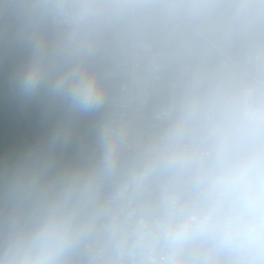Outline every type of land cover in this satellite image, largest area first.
<instances>
[{"label": "clouds", "instance_id": "9594fccd", "mask_svg": "<svg viewBox=\"0 0 264 264\" xmlns=\"http://www.w3.org/2000/svg\"><path fill=\"white\" fill-rule=\"evenodd\" d=\"M0 81V264H264V0H0Z\"/></svg>", "mask_w": 264, "mask_h": 264}, {"label": "flooded vegetation", "instance_id": "af4514ba", "mask_svg": "<svg viewBox=\"0 0 264 264\" xmlns=\"http://www.w3.org/2000/svg\"><path fill=\"white\" fill-rule=\"evenodd\" d=\"M38 112H17L11 106L5 92V85L0 81V153L9 148L23 149L35 142L33 135L38 139L46 137L48 130L38 126ZM39 132V133H38Z\"/></svg>", "mask_w": 264, "mask_h": 264}, {"label": "trees", "instance_id": "16d2710c", "mask_svg": "<svg viewBox=\"0 0 264 264\" xmlns=\"http://www.w3.org/2000/svg\"><path fill=\"white\" fill-rule=\"evenodd\" d=\"M32 111L39 113V111L37 110H32ZM38 126L45 130H49V125L47 123L42 122L41 115L40 118L38 119ZM33 138L35 140H38V136L36 133L33 135ZM90 145H91V137L88 132V125L87 123H84L80 127L77 142L74 145L70 146L67 150L59 154L61 162H71L76 160L78 158L79 151L81 149L86 151L90 147Z\"/></svg>", "mask_w": 264, "mask_h": 264}, {"label": "built area", "instance_id": "2783aa9c", "mask_svg": "<svg viewBox=\"0 0 264 264\" xmlns=\"http://www.w3.org/2000/svg\"><path fill=\"white\" fill-rule=\"evenodd\" d=\"M126 211H129L130 212V211H132V209H127Z\"/></svg>", "mask_w": 264, "mask_h": 264}]
</instances>
